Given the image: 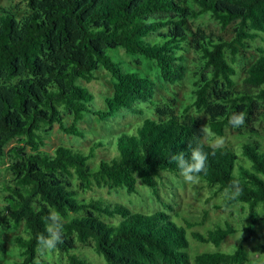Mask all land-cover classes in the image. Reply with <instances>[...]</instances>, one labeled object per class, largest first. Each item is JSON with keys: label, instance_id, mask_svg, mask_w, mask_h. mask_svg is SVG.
Returning a JSON list of instances; mask_svg holds the SVG:
<instances>
[{"label": "trees", "instance_id": "obj_1", "mask_svg": "<svg viewBox=\"0 0 264 264\" xmlns=\"http://www.w3.org/2000/svg\"><path fill=\"white\" fill-rule=\"evenodd\" d=\"M192 1L193 8L182 0H24L29 12L22 17L0 9V171L8 176L0 193V226L24 228L25 236L14 238L20 248L17 264H52L36 244L37 236L46 234L44 218L50 210L61 214L64 225V242L50 253L59 254L58 261L65 256L67 264H93L79 252L80 246H93L107 264L250 262L248 245L260 239L264 225V151L258 143L243 144L245 159H240L230 146L213 154L202 139L209 153L206 174L200 178L212 192L207 203L220 196L215 210L239 204L246 213L243 237L233 253H200L192 261L188 229L204 225L208 210L200 222L182 226L163 210L146 214L118 202L79 199L96 188L138 193L141 182L173 211L161 195L163 175L183 178L171 157L183 152L190 159L189 143H195L204 124L222 138L244 127L258 134L253 125L264 117V47L257 48L259 57L246 70L241 89L234 78L242 50L264 34V0ZM207 14L222 30L234 23L233 39L193 33L190 21ZM119 48L152 62L171 85L186 76L185 53L194 50L201 65L193 103L176 115L170 103L155 100L151 77L124 70L123 63L108 55V50ZM100 69L112 76L114 92L106 97L105 110H94V96L81 82L94 81ZM138 103L150 104L152 115L134 133L119 134L117 155L102 160L97 170L88 161L104 147L101 141L87 153L62 145L53 153L42 150L55 125L67 135L84 138L79 123L85 114L101 121L124 110L144 115ZM192 109L204 114L206 122L191 114ZM234 112L245 113L243 127L228 123ZM66 115L72 119L68 126ZM13 142L16 145L7 150ZM236 179L242 194L228 200L223 189ZM103 217L118 218L119 223ZM237 231L226 220L206 235L193 232L192 237L220 247ZM255 264H264V259Z\"/></svg>", "mask_w": 264, "mask_h": 264}, {"label": "rangeland", "instance_id": "obj_2", "mask_svg": "<svg viewBox=\"0 0 264 264\" xmlns=\"http://www.w3.org/2000/svg\"><path fill=\"white\" fill-rule=\"evenodd\" d=\"M190 8L195 5L192 0H182ZM0 9L13 13L17 17H22L29 12L24 0H0ZM189 27L193 33L200 31L205 32L207 35H212L224 40H232L235 35V24H231L226 30H222L218 22L210 15L207 14L198 20H192ZM154 38V37H153ZM157 42V39H154ZM250 48L242 50L237 58L235 68L237 70L238 89L243 87V80L246 75V70L257 60L259 53L258 47H264V34L254 42H249ZM187 57V73L184 79L177 84L171 85L166 83L160 77V73L156 66L140 55H129L123 49H110L108 55L115 61L123 63L122 67L126 71L142 72L143 74L151 77L156 83L155 100L167 101L170 103L176 115H181L185 112L186 108L194 101L195 90V74L201 65L200 56L190 49L185 53ZM96 79L90 83L82 81L81 84L85 86L94 96L91 103V108L94 110H105L107 108L105 99L114 92L113 79L110 73L104 69L95 72ZM138 108L143 109L144 115L133 114L130 110H124L122 113L110 118L107 121H101L93 114H85V119L79 123V127L85 131V137L80 138L72 135H67L59 130V126L55 125L51 135L46 139V146L42 150L53 153L58 146L71 147L80 150L84 153L90 151L95 142H103L104 147L96 150L94 157L88 161V166L97 170L102 160H110L117 155V149L114 143L117 141L119 134L124 132L134 133L139 125L142 124L146 117L152 114V107L150 104L138 103ZM65 113V112H64ZM191 114L199 117L203 122H206L207 117L204 114H198L195 109H192ZM65 123L70 125L72 119L66 115ZM254 130L258 134H249L244 127L241 130H231L227 136L223 138V146L232 147L240 159H245L242 152L243 144L258 143L261 150L264 151V117L261 121L253 125ZM213 138H204L206 144H211ZM13 142L9 145L7 150L15 146ZM29 151V149H28ZM247 160V159H246ZM248 164L250 162L247 160ZM8 180V176L4 170L0 171V193L3 181ZM163 185L161 195L163 198L170 202L174 210L170 211L165 209L162 204L158 203L151 195V190L138 183V193L128 194L126 189L96 188L93 192L81 193L79 199H104L110 202H118L128 206L133 212H140L151 214L155 211L163 210L170 214L173 219L182 226H186L187 222L196 223L200 222L205 210L209 211V215L204 225L188 229V238L190 240L189 253L192 261L195 256L200 253H233L241 243L243 233V222L246 217L244 208L237 204L235 206L215 210L213 206L221 203V197L218 196L207 203L211 197L212 192L205 183L193 185L186 183L183 178H177L173 174L167 173L163 175ZM162 185V186H163ZM106 222L119 223L118 218L103 217ZM230 221L238 230L235 235L228 237L220 247L214 244H202L195 241L192 237L193 232H199L206 235L209 231L213 230L216 225H223L225 221ZM23 235L24 228L20 226L8 227L5 225L0 226V264H17L20 258V248L15 243V236ZM259 240L248 245L250 250V262L247 264H255L258 259H264V225L259 228ZM79 252L87 257L93 264H107L103 257L98 256L93 246H80ZM59 253V251H57ZM58 256H60L58 254ZM56 254L48 252L44 258L51 261L52 264H67L65 256L58 261L59 257Z\"/></svg>", "mask_w": 264, "mask_h": 264}, {"label": "clouds", "instance_id": "obj_3", "mask_svg": "<svg viewBox=\"0 0 264 264\" xmlns=\"http://www.w3.org/2000/svg\"><path fill=\"white\" fill-rule=\"evenodd\" d=\"M228 123L234 128L243 127L246 123V115L243 112H234L228 119ZM201 135L195 136V143H189L191 150L190 159H186L183 152L173 155L172 161L176 163L179 174L184 181L189 184H197L200 181L201 174L207 171V161L209 153L204 150L203 138H213L214 140L208 147L216 150L223 147L224 140L217 136L211 128L204 124L200 129ZM194 145V146H193ZM242 194V187L238 179L233 180L223 189V195L228 200H233ZM45 220V233L36 238L37 251L43 255L58 249V246L64 242V225L61 214L58 211L50 210Z\"/></svg>", "mask_w": 264, "mask_h": 264}]
</instances>
